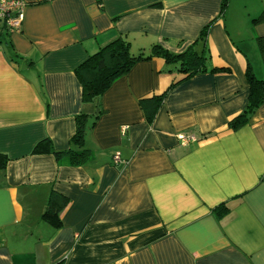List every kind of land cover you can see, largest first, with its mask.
<instances>
[{
	"label": "crops",
	"instance_id": "obj_1",
	"mask_svg": "<svg viewBox=\"0 0 264 264\" xmlns=\"http://www.w3.org/2000/svg\"><path fill=\"white\" fill-rule=\"evenodd\" d=\"M23 1L19 29L0 26V264H264V103L228 126L247 65L264 78V22H252L264 0H228L223 14L221 0ZM208 24V66L228 71L179 81L151 57L99 105L81 101L75 67L118 35L134 54L180 53ZM164 92L148 124L139 101ZM100 108L84 165L32 154L45 138L67 148L75 116ZM52 191L69 199L57 227L42 218Z\"/></svg>",
	"mask_w": 264,
	"mask_h": 264
},
{
	"label": "trees",
	"instance_id": "obj_2",
	"mask_svg": "<svg viewBox=\"0 0 264 264\" xmlns=\"http://www.w3.org/2000/svg\"><path fill=\"white\" fill-rule=\"evenodd\" d=\"M228 0H221L220 14H223ZM253 23L264 22V10L254 19ZM209 24L206 25L199 34L194 44L187 47L180 53H173L159 44H152L148 50H141L134 54L131 50L130 41L125 35H118L114 40L100 47L95 53L89 55L83 62L75 67L74 72L81 84V101L99 105L103 93L110 87L115 79L125 75L131 67L138 61L148 60L151 57H161L167 67V71H175L183 74L179 80H185L197 74L204 72H225L228 68L209 67V54L206 53L205 40ZM259 40V49L264 55V40ZM201 42V48L198 51L196 44ZM1 42V39H0ZM246 81L249 87L248 99L243 110L228 121V126L237 129L248 123L251 115L257 108L264 103V78L256 76L250 65L246 69ZM172 83L169 87H173ZM165 92L141 99L139 101L140 109L143 112L144 119L151 124L158 109L162 105ZM104 113L103 109L96 110L93 114L79 113L75 116V130L71 136L68 147L64 149H55L50 139L45 138L38 141L32 154L47 153L52 154L59 164L66 162L69 166H82L92 156V152L84 145V135L87 127H92L96 119ZM89 121H91L89 123ZM9 157L0 153V170H3ZM69 199L55 191H52L48 197L46 208L42 218L53 224L55 227L60 225V214L63 208L68 204ZM226 210L227 207L224 208Z\"/></svg>",
	"mask_w": 264,
	"mask_h": 264
},
{
	"label": "built area",
	"instance_id": "obj_3",
	"mask_svg": "<svg viewBox=\"0 0 264 264\" xmlns=\"http://www.w3.org/2000/svg\"><path fill=\"white\" fill-rule=\"evenodd\" d=\"M26 3L23 0H0V20L4 22L8 30H17L20 27L23 10ZM178 139L182 143H189L194 141L193 136L179 134ZM120 160L119 155L114 156V162Z\"/></svg>",
	"mask_w": 264,
	"mask_h": 264
},
{
	"label": "rangeland",
	"instance_id": "obj_4",
	"mask_svg": "<svg viewBox=\"0 0 264 264\" xmlns=\"http://www.w3.org/2000/svg\"><path fill=\"white\" fill-rule=\"evenodd\" d=\"M1 23H2V22H1V20H0V26L2 27V24H3V23H2V24H1ZM148 48H149V47H147L145 50H148ZM132 52H134V53H135V51H134V50H132ZM136 54H137V53H136Z\"/></svg>",
	"mask_w": 264,
	"mask_h": 264
}]
</instances>
